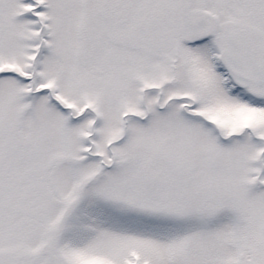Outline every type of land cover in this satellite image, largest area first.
Returning a JSON list of instances; mask_svg holds the SVG:
<instances>
[{"label":"snow or ice","instance_id":"6c2138e0","mask_svg":"<svg viewBox=\"0 0 264 264\" xmlns=\"http://www.w3.org/2000/svg\"><path fill=\"white\" fill-rule=\"evenodd\" d=\"M0 264H264V0H0Z\"/></svg>","mask_w":264,"mask_h":264}]
</instances>
